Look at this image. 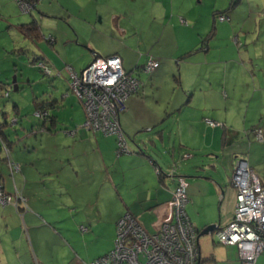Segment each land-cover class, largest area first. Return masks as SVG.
<instances>
[{
	"label": "rangeland",
	"instance_id": "obj_1",
	"mask_svg": "<svg viewBox=\"0 0 264 264\" xmlns=\"http://www.w3.org/2000/svg\"><path fill=\"white\" fill-rule=\"evenodd\" d=\"M5 1L2 6L3 10L0 5V84L3 85L0 88V121L6 118L7 123L0 126V130L9 143L4 141L2 149L6 156L10 151L14 152L9 154V162L18 165L19 169L11 173L5 154H0V186L3 187L4 196L9 197L10 202L6 205L0 204V264H89L98 255L112 249L116 236V222L110 225L109 223L121 210L113 193L106 186H98L95 190L87 189L86 191V189H73L75 184L70 183L71 187L67 188L68 191L63 190L61 185L66 180V172L63 169L61 171V167L56 163L51 165L49 162L53 153L64 157L62 153L65 149L63 148L69 144L66 141L73 139L65 136L64 133L69 136H75L77 130L78 133L80 131L87 133L82 129L85 121L83 107L76 96L67 89V85L65 97L69 95L70 98L67 104L65 102L64 106L57 110L58 120L53 135L58 137L51 138L52 142L59 144V147L62 144L61 148L56 149L51 139L46 141L42 138L44 133H47L46 131H39L37 127L23 131L22 126L15 122L14 118H17L18 123L25 120L29 123L35 120L30 88L33 83L56 82L38 70L34 59L40 54L44 55L45 60L56 64L53 69L54 75H57V70H60L64 77L66 75L64 68L68 66L74 68L76 73L78 72L82 65L83 55L87 59L84 65L88 64L92 59L90 51L104 57L106 53L113 52L114 48L123 56H126L129 50L139 59L148 53V48L154 47L155 50H159L164 49V46L174 47L173 38L176 44H180L182 33H185L183 30H186V27H193L191 17L197 19L198 16L204 18L207 15L212 20L211 11L228 13L227 9L231 3L234 4L235 0H36V8H33L34 5L31 3L23 2L21 8L32 10L30 14L22 12L17 0ZM263 2L264 0H242L236 13L238 15L249 13V8L253 11L255 3L261 4L259 7L263 13ZM43 13L46 16H43ZM32 17L38 20L43 34L67 35L68 40L73 39V45L67 43L62 48H56L59 53L57 56L46 41L34 43L31 40H24L16 25L28 23ZM161 17L165 24L169 25L173 34L170 33L169 36L166 34L160 45L154 46L155 42L157 44L159 41L151 40L153 28L149 22H154L153 18L160 21ZM226 23L229 22L226 21ZM235 35L237 36V32ZM255 38L249 37V42L253 39L255 41ZM245 39L240 38V43L246 45ZM86 43H89L91 48L85 46ZM234 46L237 48L236 44ZM64 65L68 66L64 67ZM173 65L177 67L174 60ZM206 69L214 74L211 77L220 76V70L216 67H203L199 72L204 74ZM81 72L77 74L81 75ZM181 72L186 75L184 84L190 85V76H194L197 69L189 62V64H183ZM232 73L235 75L228 77L230 82L240 80L242 77H236L237 70L234 68L230 70V74ZM178 76L177 71L173 76L168 73L165 80L159 81L160 93H155L156 89L151 90L152 85H150L153 83V78L148 74H141L140 78L143 85L148 87V93L142 95L141 104H145L138 107L135 114L138 115L136 119L139 120L142 117L147 120L145 124L150 126L141 132L139 144L136 145L146 150L147 155L157 163L163 175L167 176L166 180H171V176L185 178L186 198L189 201L190 182L196 174L193 169L195 163L202 162L209 165L211 160L203 155V150L197 149L188 150V153L194 157L192 160H185L183 157L187 151L178 149V143L175 141L176 118L164 114L166 104L171 103L170 100L175 91V89L168 90L172 87L170 79L174 83ZM241 81L243 82V79ZM241 81H239L240 84ZM21 84L25 85L21 87L22 89L19 87ZM15 86L19 89L15 90ZM53 87L55 88L53 93L58 95L60 90L56 86ZM201 87L206 89L207 85ZM214 87L213 89H216L215 84ZM33 88L36 89V85ZM177 88L182 90L178 92V95L186 98L185 94L182 95L185 92L182 86H177ZM240 88L241 86L237 91ZM222 91L227 92L226 89ZM17 99L20 101L19 116H11L14 115L12 103L18 102ZM70 100H73V105H70ZM25 114L26 116H23ZM161 121L163 122L159 125ZM11 122L12 125L17 124L14 125L15 128L11 126ZM137 125L142 127L144 124L137 123ZM156 125H163L162 127L166 128L164 131L166 138L168 135L171 138L170 145L168 139L164 140L163 145L157 140L156 132L161 127ZM17 130L21 131L18 137L15 134ZM124 136L128 147H133L132 137L125 133ZM141 141L148 143L142 144ZM152 141L154 144L151 143ZM168 147L174 148L173 156L168 155ZM234 166L235 164L232 168L229 166L226 169L225 174L228 177L233 176ZM49 169L52 175H48ZM74 177L72 175L71 178ZM226 182L228 181H223V184ZM197 211L199 210L195 205L187 203L186 215L196 231L200 233L204 226L197 219ZM219 211L220 207L219 209L215 207L211 208L209 213L218 221ZM151 212L144 220L151 222L147 230L154 232L160 220L159 216L156 217L154 212ZM110 230H113V235ZM199 247L203 264H239L237 248L219 245L213 235L199 236ZM256 264H264V251L257 258Z\"/></svg>",
	"mask_w": 264,
	"mask_h": 264
},
{
	"label": "crops",
	"instance_id": "obj_2",
	"mask_svg": "<svg viewBox=\"0 0 264 264\" xmlns=\"http://www.w3.org/2000/svg\"><path fill=\"white\" fill-rule=\"evenodd\" d=\"M5 2V0L0 2L1 7ZM241 2L242 0L234 8L227 9L228 13H224L223 16L226 19L223 21L217 20V17H212L213 12H220L215 10L210 12L212 20L207 15L204 18L201 16L203 19L199 16L197 19L191 17L190 21L193 27H186L187 29L183 30L185 33H182L183 37L181 36L182 42L180 44H176V40L173 38L175 46L172 48L171 46H164V49L159 50H155L154 47L151 49L148 48V53L139 59H137L135 53L133 54L129 50L126 56H123L115 48L113 52L108 51L109 53H106V56H104L118 55L121 58L124 69L131 71L134 75L137 74L136 76L142 82V85L144 83L140 76L143 74L141 73V69L146 62V57L152 56L156 61L158 60L160 62L159 69L150 75L153 78V83L150 84L152 85L151 90L156 89L155 93H160L161 87L159 81L165 80L168 73L173 76L176 71L178 72L179 76L177 81L173 80L177 86H182L185 90L182 95L185 94L186 98L178 95V92H182V90L181 88L178 90L177 86L172 82V79H170L172 87L174 86V88L172 89L171 87L168 90L175 89V91L171 97V103L169 105L166 104L164 114L176 118L175 141L178 143V149H185L188 155H191L188 153V150H203V155L208 160H211L209 165L202 162L195 163L193 169L196 174L190 182L191 190L188 201L199 210L197 211V219L204 228L218 222L220 225L219 228H224L233 218L237 189L232 183V177H228L225 174L229 166L232 168L237 161H243L256 175L260 183L264 185V11L261 13L259 7L261 4L255 3L253 6H256L253 11L252 8H249V13L238 15L236 10H238L237 7L239 8ZM43 16L46 15L44 14ZM155 18H153L155 20L154 22H149V25L153 28L151 40L159 41L157 44L154 41V46L160 45L165 35L167 34L169 36L172 33L169 25L165 24L162 17L160 21ZM226 21L229 23H226ZM212 26L215 27V35L209 41L207 49L205 51H196L200 46L201 40L207 35ZM135 31L137 32V30ZM236 32L237 36H234ZM43 35L54 38L55 42L51 48L56 52L57 56H59V53L56 48H62L67 43L73 45V39L68 40L67 35ZM232 37L233 39H231ZM243 37L244 39L246 38L244 41L246 45L248 44V47L240 43L239 39ZM249 37L251 39L256 37L255 41L253 39L252 42H249ZM217 40L218 42H216ZM234 44H236L237 48ZM85 46L91 48L89 43H86ZM252 46L254 48H251ZM79 47L81 48V46ZM189 51L195 52L179 60L180 56ZM90 52L92 54L90 62L94 56L101 57L94 53V51ZM41 56L44 57L42 54ZM83 57L82 65L77 73L81 72L90 64L89 62L84 65L87 59L85 55ZM173 60L177 67L173 65ZM46 62L52 70L56 66V64H51V61L46 60ZM189 62L197 69V72L194 76H190L189 82L191 81V84L186 85L184 84L186 75L181 72V68L183 64H189ZM203 67L218 68L220 70V76L217 78L211 77L214 74L209 73L207 69L204 70L206 71L204 74L199 72ZM231 68L237 70L236 77L242 76L243 78L240 77V80L230 82L228 77L235 75V73L230 74ZM72 69L74 70V68ZM241 79H243V82ZM53 80H56V82L53 83L51 81L49 84H45L44 81H39V83H33L30 87L31 97L41 101L48 99L55 100L58 97L59 100H56L58 105L57 110H60L65 102L67 104L70 98L69 95L65 97L66 85L68 89V77L61 75L55 79L53 78ZM239 81H241V84ZM214 84L216 85V89H213L215 88ZM34 85H36V89L33 88ZM202 85H207V88L203 89L201 87ZM24 86V84L19 85L20 88ZM53 86H56L60 90L58 95L53 93L55 89ZM239 86L241 88L237 91ZM19 87L16 86V90ZM147 89L148 87L143 85L142 91H140L142 93L139 94V92L137 95L130 97L126 101V107L124 104V109L119 114L120 127L123 131L125 130L124 133L127 136L132 137V143L135 141L133 147H128L127 145L129 149L127 155L118 156L114 136L93 135L81 131L78 133L77 130L78 135L76 133V137L64 133L65 136L73 138L71 141H66L69 144L63 148L65 149L62 153L64 157L53 153V156L49 159L51 165H55L56 163L61 167V171L63 169L66 172V180L61 185L63 190L66 189L68 191L71 187L70 183H73L75 184L73 189H86V191L88 189L90 191L92 189L95 190L98 186H106L113 193L121 211L115 215V219L111 220L109 225L117 222L124 213L129 212L147 230L151 222L148 223L144 218L149 212H154L157 208L156 206L170 200L171 193L176 186L175 177L170 178L171 180H166L165 178L167 176L162 174V182L159 181L155 172V166L153 165L158 166L157 163L147 155L146 150H142L136 145L137 143L139 144L141 132L144 128L147 129L150 126L145 124L147 123L146 119L142 117L139 120L136 119L138 115L135 114V111L138 110L137 108L145 104H141V102H143L142 95L148 93ZM222 89H226L227 92H223ZM205 90L207 91L205 92ZM69 103L73 105V100H70ZM12 104L14 105V115L11 116H19L20 101ZM57 110L53 112L56 118L54 125L51 127L50 125L46 126L47 123L44 125V128L48 130H45L47 133H44L45 135L42 138H45L46 141H49L51 138L53 139V137H58L57 135H53L58 120L56 115L58 113ZM23 116H26V114ZM205 119L214 122L215 125H208ZM3 120L0 121V126H3ZM19 122L18 124L22 126L23 131L32 130L34 127H37L40 131L43 126V121L38 119L29 123L26 120ZM137 123L144 125L141 127ZM28 126L29 129H27ZM255 129L261 130L262 139L260 141L255 138L252 132ZM163 130H166V128L164 127ZM17 131H15V134L18 137V133H21V131ZM223 133L225 137H223ZM3 137L5 139L4 134ZM156 138L161 145H163L165 139H168L167 141L170 145L171 138L169 135L166 138L165 131L162 132L161 137L157 135ZM52 139L51 143L55 145V148H61L62 144L59 147V144L52 142ZM6 142L8 141L6 140ZM141 142L145 144V141ZM173 149L168 147L169 152L170 150L174 152ZM139 151H142L145 155H142ZM10 153L14 152L10 151ZM193 157L191 155L189 158H183L185 160H192ZM52 174V171L49 169L48 175ZM72 175L75 177L71 178ZM225 180L228 182L223 184ZM217 201L218 204H216ZM215 207H218V209L220 207L218 221L215 216H211V213H209L211 208L213 209ZM141 220L144 221L141 222ZM147 231L151 232L149 230ZM110 233L113 235V230H110ZM108 252L98 255V257Z\"/></svg>",
	"mask_w": 264,
	"mask_h": 264
},
{
	"label": "built area",
	"instance_id": "obj_3",
	"mask_svg": "<svg viewBox=\"0 0 264 264\" xmlns=\"http://www.w3.org/2000/svg\"><path fill=\"white\" fill-rule=\"evenodd\" d=\"M17 3L22 7V0ZM39 67L44 75L50 74L46 66ZM155 67L154 62L148 61L142 70L148 73ZM65 70L69 74V90L83 101L86 116L83 127L114 136L118 155L128 153L119 114L124 102L139 89L140 82L125 73L117 56L95 57L81 75L70 67ZM206 123L215 125L209 120ZM252 132L258 141L262 139L261 130ZM232 183L237 188L233 218L212 235L219 245L237 248L239 264H256L264 251V185L242 161L235 163ZM186 188L185 179L180 178L171 200L155 209L160 224L154 232L145 230L129 213L123 215L116 224L113 250L90 264H203L197 232L185 213ZM8 203L9 197L0 193V204Z\"/></svg>",
	"mask_w": 264,
	"mask_h": 264
},
{
	"label": "trees",
	"instance_id": "obj_4",
	"mask_svg": "<svg viewBox=\"0 0 264 264\" xmlns=\"http://www.w3.org/2000/svg\"><path fill=\"white\" fill-rule=\"evenodd\" d=\"M240 0H238V1H236L235 0V2H234V4H232L231 3V5L229 6V9L230 8H233L235 5H237L238 4V2H239ZM22 2H28V3H31L32 5H34L33 6V8H36V0H24V1H22ZM22 4V3H21ZM18 7L19 8H21L20 7V4H18ZM22 9V8H21ZM30 9H27V10H23L22 9V12L23 13H25V14H30L31 13V11H29ZM39 14H40V12H38ZM224 13H226V11H223V12H213L212 13V17L213 18H215V17H217V18H219V17H223L224 19H226L224 16H222V15H224ZM42 15H44V14H42ZM220 21V20H219ZM16 27H17V29L19 30V32L21 33V35L23 36V38H24V40L25 39H27V40H31L32 42H34V43H38V42H40V41H46V43L50 46V47H52L53 45H54V42H55V40H54V38L52 37V36H44L42 33H41V28H40V25H39V22H38V20L36 19V18H34V17H32V19L28 22V23H23V24H20V25H16ZM214 35H215V27L214 26H212L211 27V29H210V31L207 33V35L201 40V42H200V46H199V48L196 50V51H205L206 49H207V47H208V43H209V41L211 40V39H213V37H214ZM48 37V38H47ZM193 52H195V51H189V52H187V53H185V54H183L182 56H180L179 57V60H181V59H184V58H186V57H188L189 55H191ZM111 56H117V57H119L118 55H110V56H107V57H111ZM95 58V56L93 57V59ZM102 58H105V57H102ZM120 58V57H119ZM120 60H121V58H120ZM148 61H152V62H154L155 64H156V67L154 68V70L152 71V72H148V73H145L142 69H143V67L147 64V62ZM34 62L37 64V68H38V70L43 74V72H42V69L39 67V65H43V66H46L49 70H50V74L48 75V76H46V75H44V76H46V77H51L52 79L54 78V76H61L62 74H61V71L60 70H57V75H54V71L52 70V69H50L51 67H50V65L46 62V60H45V58L43 57V56H41V54H40V56H36V58L34 59ZM33 62V63H34ZM92 62V61H91ZM90 62V63H91ZM32 63V64H33ZM121 64H122V61H121ZM66 66H68V65H64V67H66ZM69 67V66H68ZM143 67H142V69H141V73H143V74H148V75H151L154 71H156L157 69H159V67H160V62L157 60H155L152 56H147L146 57V62L144 63V65H143ZM122 68H123V70L125 71V73L127 74V75H132L133 77H135L139 82H140V86H139V89L137 90V92L136 93H134V94H132L130 97H132V96H134V95H137L141 90H142V82L137 78V74L136 75H134V74H132V72L131 71H129V70H125L124 69V67H123V65H122ZM64 71H65V73H66V76L68 77V89H69V74L67 73V71L65 70V68H64ZM76 72V71H75ZM139 73V72H138ZM3 87V85L2 84H0V88H2ZM72 92V91H71ZM51 95H52V93H51ZM6 97L8 96V94L7 95H5ZM53 96V95H52ZM55 97V96H54ZM130 97H128V99L130 98ZM77 98V97H76ZM127 99V100H128ZM56 100H59L58 99V97H56L55 98V100H46V101H41V100H39V99H37V98H32V105H33V108H34V117H35V119H38V120H41V121H43V126H42V128H41V130L43 129L44 131L45 130H48V129H45L44 128V125L46 124V126H48V125H50V127L51 126H53L54 125V122H55V120H56V118H55V115H54V111L55 110H57L58 109V105H57V101ZM77 100L79 101V103L82 105V107H83V101H80L78 98H77ZM126 100V101H127ZM126 101L124 102V104L126 103ZM124 104L122 105V107H121V109L123 110L124 109ZM83 110H84V108H83ZM84 114H85V111H84ZM14 120L16 121V123L18 124V120H17V118H14ZM85 120H86V116H85ZM6 119L4 118V120H3V126L4 125H6ZM84 123H85V121H84ZM17 124H14L15 126L17 125ZM161 124H162V122H161ZM14 125H12V122H11V126H13V128H15V126ZM160 125V124H159ZM157 127H161V126H158V125H156ZM163 128L164 127H162L159 131H157L156 132V135H159L160 137L162 136V132L164 131L163 130ZM49 129H51V128H49ZM82 129H84V130H86L87 132H89V133H91V134H93V135H96V134H100V135H102V136H105V135H103V133L101 132V131H95V130H87L85 127H82ZM122 130V129H121ZM255 130H258V129H255ZM260 130V129H259ZM51 131V130H50ZM123 132V131H122ZM124 134V133H123ZM74 136V135H73ZM223 137H225V135H224V133H223ZM126 140V139H125ZM4 141H6L5 139H4V137H3V134H2V132H1V130H0V154L1 153H3V154H5V151H3V145H4ZM8 143V142H7ZM115 143H116V138H115ZM126 143H127V141H126ZM152 144L154 143L153 141L151 142ZM129 150V149H128ZM116 152H117V149H116ZM129 153V152H128ZM128 153H124V154H122V155H127ZM139 153H141L142 155H145L142 151H139ZM167 153H168V155H173V152H172V150H170V152L169 151H167ZM9 154L10 153H8V156H9ZM8 156H6V154H5V157H6V161H8L9 162V157ZM119 156V155H118ZM148 157V156H147ZM185 158H189V157H191V155H188V154H186L185 156H184ZM154 166H155V172H156V174H157V176H158V178H159V181L160 182H162V171H161V169L158 167V166H156L155 164H153ZM8 166H9V169H10V172L11 173H13L14 171H16V169H19V166L18 165H15L14 163H10L9 162V164H8ZM172 178H173V176H171ZM176 178V186H175V188L177 187V185H178V183H179V179L180 178H183V177H181V176H176L175 177ZM175 190V189H174ZM173 190V191H174ZM172 191V192H173ZM0 193H2V194H5V192H4V189H3V187L2 186H0ZM10 196V195H9ZM171 198H172V193H171ZM171 200V199H170ZM169 201V200H168ZM187 205V204H186ZM156 207H158V206H156ZM155 207V208H156ZM185 209H186V206H185ZM126 213H129V212H126ZM126 213H124L123 215H125ZM186 213V212H185ZM131 216H133L136 220H137V218L134 216V215H132L131 213H129ZM122 215V216H123ZM121 216V217H122ZM120 217V218H121ZM119 218V219H120ZM188 218V217H187ZM189 219V218H188ZM138 221V220H137ZM118 222V221H117ZM117 222H116V224H117ZM189 222L191 223V221L189 220ZM192 224V223H191ZM193 226V225H192ZM194 228V227H193ZM194 230L196 231V229L194 228ZM197 232V237H199V232L198 231H196ZM116 237V236H115ZM113 247H114V243H113V246H112V249L108 252V253H110L112 250H113ZM107 253V254H108ZM107 254H105V255H107ZM105 255H103V256H105ZM103 256H99V257H97L96 259H93L92 261H90L89 262V264L90 263H92V262H94V261H96V260H98V259H100L101 257H103Z\"/></svg>",
	"mask_w": 264,
	"mask_h": 264
},
{
	"label": "water",
	"instance_id": "obj_5",
	"mask_svg": "<svg viewBox=\"0 0 264 264\" xmlns=\"http://www.w3.org/2000/svg\"><path fill=\"white\" fill-rule=\"evenodd\" d=\"M14 89L16 90V86L14 87ZM135 142V141H134ZM133 142V143H134ZM147 142V141H146ZM145 142V144H146ZM148 143V142H147ZM243 162V161H242ZM234 173V171H233ZM219 222L216 224H210L208 226H206L199 234V236H205V235H211L213 232H215L216 230L219 229Z\"/></svg>",
	"mask_w": 264,
	"mask_h": 264
},
{
	"label": "clouds",
	"instance_id": "obj_6",
	"mask_svg": "<svg viewBox=\"0 0 264 264\" xmlns=\"http://www.w3.org/2000/svg\"><path fill=\"white\" fill-rule=\"evenodd\" d=\"M219 229H220V228H219ZM212 234H213V233H212ZM212 234H211V235H212ZM198 238H199V237H198ZM198 243H199V240H198Z\"/></svg>",
	"mask_w": 264,
	"mask_h": 264
}]
</instances>
